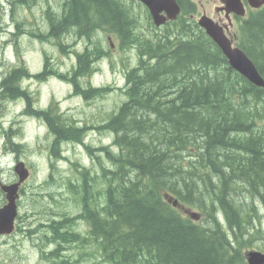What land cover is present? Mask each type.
Returning <instances> with one entry per match:
<instances>
[{
	"label": "trees",
	"instance_id": "1",
	"mask_svg": "<svg viewBox=\"0 0 264 264\" xmlns=\"http://www.w3.org/2000/svg\"><path fill=\"white\" fill-rule=\"evenodd\" d=\"M178 2V18L156 26L135 0H0V28L11 12L19 50L28 39L69 56L85 42L71 50L69 67L45 53L39 82L66 85V100L81 96L91 108L113 109L84 124L55 93L47 107L40 99L47 130L37 138L50 173L27 183L33 214L21 233L52 264H249L257 224L264 237V87L231 67L192 16L193 0ZM236 18V44L264 77V6ZM114 48L126 53L125 85L97 86ZM91 130L111 143L86 142ZM66 144L83 146L92 165L77 160L61 173ZM244 193L249 200L238 201ZM46 203L51 209L35 210Z\"/></svg>",
	"mask_w": 264,
	"mask_h": 264
},
{
	"label": "flooded vegetation",
	"instance_id": "2",
	"mask_svg": "<svg viewBox=\"0 0 264 264\" xmlns=\"http://www.w3.org/2000/svg\"><path fill=\"white\" fill-rule=\"evenodd\" d=\"M221 7L222 3L216 7V11L219 14L224 13L227 22L223 18L215 19L213 16L206 13V11H204L203 14L209 15L222 24L225 27L226 33L229 35L231 34L230 30L234 26V23L237 22V18L233 13L226 15V12L222 10ZM28 17L30 21L33 20L32 15ZM6 21L7 20H5V22ZM8 21L9 22H6V26H4L3 23V26L0 28V208L5 206L8 202L7 192L3 187L5 185L14 184L20 179L15 169L19 162L25 163L29 170V176L20 184L18 189V197L16 198L18 214L15 218L14 230L11 233L0 234V237L5 238L15 235L19 230H25V226L28 225V223L23 221L21 209L24 203V190L28 188L27 183L33 178L38 182L39 177L37 168L38 154L37 150L33 148V142H38L37 134H39L41 126L40 121L42 120L39 116V104L41 99L42 105L47 107L49 101H52L51 96L47 98L45 92L40 93L39 91V70L29 66L26 54L24 53V49H28V46L23 47V50H19L15 46L4 49L5 42L15 44L14 38L17 35V30L12 26L11 12L8 16ZM232 36L230 38L233 43L236 44L235 37ZM22 42L21 40L20 47H22ZM114 89L115 88L111 89L110 92L114 91ZM101 107L102 105L94 106L92 109ZM97 113L98 110H92L90 115H93V119L95 117L102 118V116L97 115ZM29 122L31 123L28 127L27 124ZM85 123L86 122H84V124ZM41 129L47 130L46 127H42ZM109 143H111V140H107V142L102 144L107 145ZM25 145L30 148L33 153L24 154L23 146ZM88 158L89 164H83L91 166L92 159L90 156H88ZM34 166L35 172L31 175V170ZM29 204L32 208L33 202H29ZM44 231L45 228H41L35 231L34 234H42ZM38 241L40 240L38 239ZM37 245L40 247V243ZM41 259L50 261L45 257H41Z\"/></svg>",
	"mask_w": 264,
	"mask_h": 264
},
{
	"label": "rangeland",
	"instance_id": "3",
	"mask_svg": "<svg viewBox=\"0 0 264 264\" xmlns=\"http://www.w3.org/2000/svg\"><path fill=\"white\" fill-rule=\"evenodd\" d=\"M196 4L197 11L195 12L196 19H199V17L203 14L204 11L208 13L209 15L213 16L215 19L223 18L226 22V18L224 13L219 14L216 11V7L221 4L220 0H193ZM42 5V4H41ZM144 21L147 17L146 12L141 13ZM42 20L39 21V25L42 26ZM234 26L237 28L238 25L234 23ZM234 26L230 30L229 35L232 36L233 32H236L234 30ZM1 32V30H0ZM230 36V37H231ZM234 37V36H232ZM1 39V35H0ZM30 41L27 39L26 41L22 42V47L28 46V49H24V53L26 54V59L29 63V66H32V68H36L38 70H41L45 61V53L51 55L52 58L60 57V59L64 62V65L67 67L71 66L73 64L74 59L72 57V51L71 50H81L82 45L85 43L84 41L79 45L75 46L73 49L69 50L68 55H66V52L63 50L61 51L59 46H55L53 44L49 43H38V45L34 46L29 44ZM125 52L120 51L117 48L113 49V56L112 58L107 57V60H103L101 62V70L95 75L94 82L97 86H119L120 88L125 85V78H124V72L123 67L120 63L122 59H125ZM134 57V55H133ZM7 59V58H6ZM114 62L115 65L112 64ZM45 66V64H44ZM39 84V91L40 93L45 92V96L49 98L53 93H55L57 96H59L62 99L61 105L64 109L69 108V111L76 115L77 118H79L81 121L86 120V118L89 116L90 112L92 110H98L101 116H103L102 113L110 111L111 109L108 106H104L101 108H95L92 109L89 107L86 100L79 96L76 98L68 99L66 100V94L68 92V87L63 84H58L56 81L53 82V86L49 84V86L46 85L45 81H40ZM117 84V85H116ZM120 88H117L119 90L118 95V105L121 103V101L124 99V94L121 93ZM116 90V89H115ZM54 96V94H53ZM127 98V97H126ZM106 103L108 105L112 104V96L104 98ZM115 110V109H114ZM95 120L101 119V117H95ZM31 122L27 124L29 127ZM40 134L44 133L43 130L40 129ZM86 142L92 143L93 145H99L100 143L107 142V139H100L99 133H97L95 130H91L85 137ZM109 140V139H108ZM33 148L37 150L38 158H37V168H38V175H39V184L42 183V181L45 179L46 176L50 173V159L48 156V152L46 154H42V151L46 150V147L43 146L41 142H33ZM65 156L68 157V160H64L61 163L62 167L61 170L63 174L67 173L70 169V165L74 161H81L82 163L89 164V158L85 152V148L83 146H74L72 144H66L65 146ZM31 170V169H30ZM35 172V166L31 170V175ZM51 184H46L44 187H49ZM51 191H47L46 194H48ZM44 194V193H43ZM247 194H242L238 201L245 200L248 201L249 199L246 197ZM29 200L27 198H24V203L22 205L21 209V215L23 216V221L25 223L28 222L29 218L32 216L33 212L30 211L31 205L28 202ZM256 203H258L256 201ZM75 207L73 205H70V209H74ZM180 208L183 210L184 213L188 212H197L196 208H193L191 206H180ZM51 209L48 208V204H39L37 205L36 209L40 212H45L46 210ZM30 211V212H29ZM41 216V215H40ZM36 218V217H35ZM38 218V217H37ZM42 218V217H41ZM40 218V219H41ZM40 219L38 221H40ZM37 221V222H38ZM36 222V223H37ZM36 226V225H34ZM32 226V228L34 227ZM258 227V224H257ZM257 227L254 229L256 230ZM262 229L264 232V222L262 223ZM253 230V229H252ZM253 230V236L254 240L252 241V247H249L247 251L257 249V250H264V237L258 238V233ZM41 235V233H40ZM40 235H35L34 237H38ZM36 239V238H35ZM34 239V241H35ZM10 243L12 245H8L7 243ZM16 244V245H15ZM13 245L16 247L14 249ZM18 246V247H17ZM32 242L29 237H26L21 233L19 230L15 233V235L11 237H0V264H52V262L47 261L45 259H41L42 253L39 250H32ZM44 258V257H43Z\"/></svg>",
	"mask_w": 264,
	"mask_h": 264
},
{
	"label": "water",
	"instance_id": "4",
	"mask_svg": "<svg viewBox=\"0 0 264 264\" xmlns=\"http://www.w3.org/2000/svg\"><path fill=\"white\" fill-rule=\"evenodd\" d=\"M142 2L148 9L156 26H162L169 20H175L181 13V6L177 0H137ZM221 9L226 15L231 13L237 16H245L247 7L260 8L264 6V0H220ZM198 24L204 28L207 34L221 48L227 57L232 68L240 72L250 82L257 86L264 87V77L261 75L257 65L244 49L233 43L226 33L225 27L207 14H203L198 19ZM16 171L20 176L18 182L5 185L3 188L7 192L8 202L0 208V234L11 233L15 227V218L18 214V189L20 184L29 176V170L24 162L16 165ZM168 198V197H167ZM169 201L172 199L168 198ZM177 205V200L174 201ZM191 216L199 219L198 212H191ZM249 264H264V251L250 250L246 253Z\"/></svg>",
	"mask_w": 264,
	"mask_h": 264
},
{
	"label": "bare ground",
	"instance_id": "5",
	"mask_svg": "<svg viewBox=\"0 0 264 264\" xmlns=\"http://www.w3.org/2000/svg\"><path fill=\"white\" fill-rule=\"evenodd\" d=\"M4 46H7V47H5V48H9V47H11V46H15V44H12V43H10V42H7L6 44H4ZM2 47V46H1Z\"/></svg>",
	"mask_w": 264,
	"mask_h": 264
}]
</instances>
